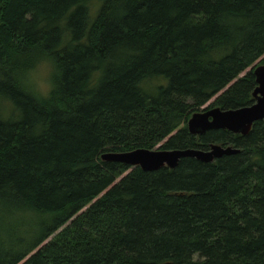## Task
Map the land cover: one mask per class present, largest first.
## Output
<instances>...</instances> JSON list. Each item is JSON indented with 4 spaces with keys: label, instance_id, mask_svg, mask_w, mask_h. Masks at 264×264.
I'll return each instance as SVG.
<instances>
[{
    "label": "trees",
    "instance_id": "trees-1",
    "mask_svg": "<svg viewBox=\"0 0 264 264\" xmlns=\"http://www.w3.org/2000/svg\"><path fill=\"white\" fill-rule=\"evenodd\" d=\"M260 65L264 0H0V264H264V121L187 130L251 106ZM210 145L241 153L101 160Z\"/></svg>",
    "mask_w": 264,
    "mask_h": 264
},
{
    "label": "water",
    "instance_id": "water-1",
    "mask_svg": "<svg viewBox=\"0 0 264 264\" xmlns=\"http://www.w3.org/2000/svg\"><path fill=\"white\" fill-rule=\"evenodd\" d=\"M256 88L253 92L254 103L237 110L207 108L195 113L187 122L190 135L200 137L211 131H227L233 135L246 137L254 124L264 121V65L254 69ZM241 150L233 146L210 145L203 150H145L138 149L126 153H107L101 156L103 162L118 163L130 168H140L151 173L163 168L174 170L180 161L195 159L203 164H212L224 157L235 156Z\"/></svg>",
    "mask_w": 264,
    "mask_h": 264
},
{
    "label": "rangeland",
    "instance_id": "rangeland-1",
    "mask_svg": "<svg viewBox=\"0 0 264 264\" xmlns=\"http://www.w3.org/2000/svg\"><path fill=\"white\" fill-rule=\"evenodd\" d=\"M257 65V64H256ZM255 65V66H256ZM254 66V67H255ZM261 66V65H260ZM51 67L47 65H43L39 67L32 75L31 81L33 86L38 94L40 95H47L50 90V73ZM243 76V75H242ZM214 100H212L209 104H207L204 108H207ZM159 148V147H158ZM158 148L156 150H158ZM50 240V239H49ZM48 240V241H49ZM47 241V242H48Z\"/></svg>",
    "mask_w": 264,
    "mask_h": 264
},
{
    "label": "clouds",
    "instance_id": "clouds-1",
    "mask_svg": "<svg viewBox=\"0 0 264 264\" xmlns=\"http://www.w3.org/2000/svg\"><path fill=\"white\" fill-rule=\"evenodd\" d=\"M49 87H51V85Z\"/></svg>",
    "mask_w": 264,
    "mask_h": 264
}]
</instances>
